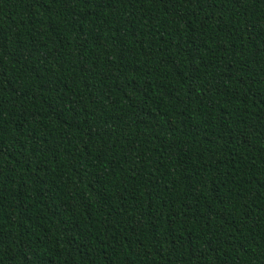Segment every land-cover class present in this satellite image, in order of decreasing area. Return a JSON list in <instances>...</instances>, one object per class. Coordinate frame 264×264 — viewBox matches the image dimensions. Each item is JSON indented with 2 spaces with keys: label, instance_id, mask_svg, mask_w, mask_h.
Returning <instances> with one entry per match:
<instances>
[{
  "label": "trees",
  "instance_id": "1",
  "mask_svg": "<svg viewBox=\"0 0 264 264\" xmlns=\"http://www.w3.org/2000/svg\"><path fill=\"white\" fill-rule=\"evenodd\" d=\"M0 264H264V0H0Z\"/></svg>",
  "mask_w": 264,
  "mask_h": 264
}]
</instances>
